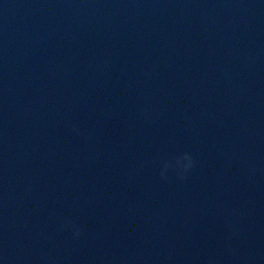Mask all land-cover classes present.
Segmentation results:
<instances>
[{
  "label": "water",
  "instance_id": "95a60500",
  "mask_svg": "<svg viewBox=\"0 0 264 264\" xmlns=\"http://www.w3.org/2000/svg\"><path fill=\"white\" fill-rule=\"evenodd\" d=\"M0 264H264V0H0Z\"/></svg>",
  "mask_w": 264,
  "mask_h": 264
},
{
  "label": "clouds",
  "instance_id": "9594fccd",
  "mask_svg": "<svg viewBox=\"0 0 264 264\" xmlns=\"http://www.w3.org/2000/svg\"><path fill=\"white\" fill-rule=\"evenodd\" d=\"M195 167V160L191 153L185 152L181 156L175 158L174 161L165 162L161 175L167 178V172L171 169L179 175L181 180L187 179V174ZM61 227H64L62 224ZM72 227L75 229L74 236L79 239L83 235L82 229L76 226L74 223Z\"/></svg>",
  "mask_w": 264,
  "mask_h": 264
}]
</instances>
